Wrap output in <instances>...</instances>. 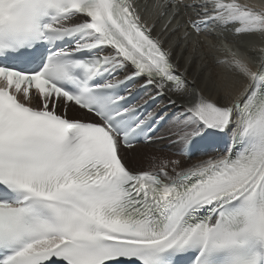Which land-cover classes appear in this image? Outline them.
Returning a JSON list of instances; mask_svg holds the SVG:
<instances>
[{
  "label": "snow or ice",
  "instance_id": "snow-or-ice-1",
  "mask_svg": "<svg viewBox=\"0 0 264 264\" xmlns=\"http://www.w3.org/2000/svg\"><path fill=\"white\" fill-rule=\"evenodd\" d=\"M181 8L264 43V8ZM217 50L204 86L131 0H0V264H264V47Z\"/></svg>",
  "mask_w": 264,
  "mask_h": 264
},
{
  "label": "bare ground",
  "instance_id": "bare-ground-1",
  "mask_svg": "<svg viewBox=\"0 0 264 264\" xmlns=\"http://www.w3.org/2000/svg\"><path fill=\"white\" fill-rule=\"evenodd\" d=\"M240 3H246L250 6H255L257 9L264 8V0H239ZM143 3L136 4L137 9L141 6L138 10L140 13L142 20L145 22L146 26L150 27L149 25L157 18L159 15L153 16L152 18L142 9ZM145 9H152L155 3L145 4ZM165 11V10H163ZM183 20L186 23V19L189 18V13H183ZM175 16V15H174ZM180 18V17H179ZM162 26V29H159L156 26L150 27L153 29V35L160 38L167 48L171 51L173 56L176 59V62L182 65V71L187 69L185 75H189V79L195 78L198 80L202 85L207 86L211 83V81L217 77L222 69L217 67V58H222V53L217 49L222 48L216 41L214 40L213 45L210 44V41L206 42L203 41L200 43L201 49L199 46H194L193 43L186 40V36L181 37V27L171 29V26H168L166 29L164 24H161V21L158 22V25ZM187 33H190L187 29ZM223 33L222 36L219 37L221 42H225L227 40V45L232 46H239L242 51L253 61V68L254 70L257 68L259 64V49L264 47V43L261 42L258 36L246 38L245 41L241 42L235 37L231 32L221 31ZM208 38H213V34L206 33ZM233 36V37H230ZM243 45H242V44ZM252 44V45H248ZM169 141H164L159 143L158 145L149 144L147 146H139L136 147L135 150L131 152L130 160L133 158L134 166L138 167H145L147 166L151 157L155 156L157 158H164V159H179L180 157L174 156V146L170 145L169 147L165 148L164 151H161V147L166 145ZM143 148L150 149L149 152L142 153Z\"/></svg>",
  "mask_w": 264,
  "mask_h": 264
},
{
  "label": "rangeland",
  "instance_id": "rangeland-1",
  "mask_svg": "<svg viewBox=\"0 0 264 264\" xmlns=\"http://www.w3.org/2000/svg\"><path fill=\"white\" fill-rule=\"evenodd\" d=\"M186 10H184L183 9V13H185V15H186ZM174 18L175 19H183V16H181L180 18L179 17H177V16H174ZM161 21V16L159 15V17H157L149 26L150 27H153V26H156L157 25V27L159 28V29H162V26L159 24L158 25V22H160ZM179 25V24H178ZM174 26V25H172V24H168L166 27H165V29L168 27V26H171L170 28L171 29H175V28H178L179 26ZM214 32H216L217 34H219V33H221V31L220 30H214V31H212L211 33L213 34V36H214ZM181 37H183V36H186V40L187 41H189V42H191V43H193V45L194 46H199L198 48L199 49H201V45H200V43H202L203 41H205L206 40V42H208V41H210V44L211 45H213V41L215 40L216 41V43H218L221 47H223V45H225V44H227V40L225 39V42H221L220 41V39L218 38V39H213V38H208V36H207V34H205V36H203L202 38H200L199 37V41H195V42H192L189 38L191 37V34L190 33H187V25H186V33L185 32H183L182 31V33H181ZM205 37V38H204ZM242 44V43H241ZM244 44V43H243ZM242 44V45H243ZM245 45V44H244ZM248 45H252V44H248ZM244 55H246L245 53H244ZM150 151V149H147V148H143V151H142V153H146V152H149ZM130 155H131V153H130ZM133 158H131V160H130V162H133ZM143 167V166H142Z\"/></svg>",
  "mask_w": 264,
  "mask_h": 264
}]
</instances>
